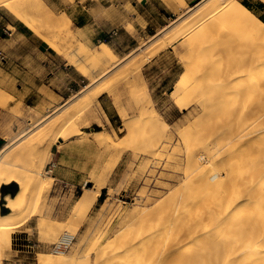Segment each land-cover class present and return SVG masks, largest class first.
Listing matches in <instances>:
<instances>
[{
  "label": "rangeland",
  "instance_id": "374dc122",
  "mask_svg": "<svg viewBox=\"0 0 264 264\" xmlns=\"http://www.w3.org/2000/svg\"><path fill=\"white\" fill-rule=\"evenodd\" d=\"M44 1L58 15L66 12L71 19L73 15L88 21L90 25L82 29L73 22L79 42L91 49L107 42L119 58L129 56L113 68L107 78L91 85L90 79L75 65H69L66 57L11 10L5 6L0 7V87H6L16 99L8 107H0V135L7 139L4 145L17 138L20 140L19 137L26 132L32 138L36 136L40 128L30 130L29 123L38 113L45 117L60 114L75 107L82 97L95 95L91 110H87L90 113L86 111L79 120L86 124L93 119L91 126L77 125L73 133L66 132L65 139L51 145L52 150L49 149L50 153L44 161V171L52 185L48 191L50 194L47 193L44 200L35 207L37 214L24 218L23 224L11 233V250L3 252L0 264H40L37 259L39 254H53L55 243L65 232L75 235L72 247L66 253H72L77 248V264H118V259L125 264L135 260L139 254H145L144 264H154L152 251L157 240L147 235L143 228L149 229L157 220L154 216H148L142 225L137 217L130 218V214L138 209H153L163 202H166L163 207L169 205L183 182H196L198 179L194 180V176L199 170H205L206 173L209 171L210 167L204 169L207 163L201 159L200 154L211 143L217 130L219 132L224 127L244 124L249 116L250 104L234 91V86H241L254 73L256 68L250 65V61L258 59L260 53L254 40L261 39L264 30H244L233 35L231 33L235 30L232 24L227 33L218 34L211 32L213 28L205 22H199L190 34L176 37L183 26L198 21L197 12L203 11V5L210 1L200 0L188 5L190 12L195 15L191 20H187L191 16L182 20H176L177 17L169 19L170 24L151 36L149 40L153 39L150 42L144 41V38L136 42L118 27L113 28V37L93 39V36L109 28L110 14L106 13L105 6L111 0H81L88 11L83 6L75 8L76 0ZM241 1L259 6L257 2ZM144 5H149L148 13L153 14L154 22L159 21L156 18L157 11L167 5L171 7L165 0H148ZM181 9L184 10V7ZM257 13V16L264 19V12L257 9ZM30 21L39 24L43 20L31 15ZM15 24L26 35L19 34L13 27ZM203 48H208L211 53L206 50L202 52ZM88 64L86 61L81 62L85 69ZM136 67L139 74L131 84H118L110 78L112 74H117L118 78L128 79ZM205 68L228 71L229 74L238 72L241 75L229 81L233 83L232 90L221 88L223 81L218 75L213 78L209 75L212 79L210 82L205 76L202 86L192 89L193 80L199 73H205ZM181 81L186 83V87ZM104 87L108 88L107 91L97 94ZM140 90L145 91L147 99L152 100L148 101L149 111L155 109L162 121L166 119L164 121L167 125L159 123L161 127L156 134L149 124L139 120L137 94ZM229 92L230 95L227 94ZM77 95L81 99H76ZM66 100L73 101L68 106L64 105ZM52 102L62 106L60 110L55 112L43 109L46 103ZM126 120L129 124L125 123ZM91 128L106 130L111 140L108 138L109 141L103 144L98 137L82 138L79 134L70 136ZM162 129L164 136L160 142H156ZM146 136H153L155 142L147 146L144 154L139 149L145 146L141 138ZM17 142L3 159L19 147ZM48 146V143L44 144L45 149ZM153 149H157L156 153ZM191 156L195 158L192 162ZM232 157L238 159L240 153ZM27 159L21 160L22 164L27 165L31 161V158ZM221 166L216 162L212 167L218 169ZM87 189L99 190L100 196L89 211L77 212L76 204ZM17 190L16 183L6 184L2 192L15 193ZM2 212L8 214L11 209L3 208ZM42 219L48 220L47 225L41 224ZM138 232L141 238L139 242L128 247L121 246L126 237L138 236Z\"/></svg>",
  "mask_w": 264,
  "mask_h": 264
},
{
  "label": "bare ground",
  "instance_id": "6f19581e",
  "mask_svg": "<svg viewBox=\"0 0 264 264\" xmlns=\"http://www.w3.org/2000/svg\"><path fill=\"white\" fill-rule=\"evenodd\" d=\"M165 1L176 11L184 7V10L178 12L176 20L191 16L190 19H187L189 21L195 16L193 12H190L191 8L188 7L186 0ZM262 1L264 2V0ZM1 6L11 10L52 48L66 57L69 65H75L90 79L91 85L107 78L113 68L118 67L129 56L128 54L119 58L113 47L107 42L101 43L95 49L79 42L70 15L66 12L58 15L50 9L44 0H0ZM203 6V11L196 14V16L199 15L198 21L183 26L181 31L178 29L180 32L176 37H185L190 34L199 22H205L208 27L213 28L211 32L218 34L227 33L232 24L234 25L233 30H235V33H231L233 35L244 30L251 32L264 30L262 19L241 0H210ZM31 15L39 17L43 21L34 24L30 21ZM254 44L260 48L258 59L250 61V65L256 69L245 83H241L239 87L234 86V91L238 92L242 99L246 98L250 104L249 116L244 124L224 127L219 132L217 130L211 143L200 154L201 159L207 163V167L204 169L209 167L211 169L209 168L207 173L205 170H199L194 176V180L198 179L196 182H183L181 191L179 190L172 198L169 205L163 207L166 203L163 202L153 209H138L130 214V218L137 217L138 220H136L140 221L142 225L148 216H154L157 220L156 223L149 226V229L143 228L147 235L155 237L157 240L156 247L152 251L154 264H264V36L261 39H255ZM204 50L209 51L208 48H203L201 51ZM82 61L89 63L87 69L81 65ZM137 69V67L134 68L133 74L128 79L118 78L117 74H112L110 78H113L114 82L118 84H131L139 74ZM209 75L211 77L218 75L223 81H221L223 84L221 88L227 91L233 89L231 86L233 83H229V81L240 76L241 73L229 74L228 71L221 72L219 69L212 71L211 68H205V73H199L195 77L191 88H200L205 76L210 82L212 79L209 78ZM219 77L216 79L218 80ZM183 81L181 82L183 83ZM185 84L183 83L184 86ZM107 89L104 87L97 94L106 92ZM7 90L6 87L5 89L0 87V107L3 108L8 107L11 101L16 100L15 95ZM227 94L230 95V92ZM79 96L77 95L75 98L77 99ZM222 96L220 95V97ZM93 97L84 96L71 110L67 111L66 109L60 114L54 113L55 115H50V117L49 115L47 117L40 116L38 113V116L29 123L30 130L40 128L36 136L32 138L26 132L19 137L20 140L14 139L0 149V256L4 254L5 250H11V233L15 228L22 225L27 216L35 215V207L44 200L47 193L50 194L48 191L52 185L44 171L46 166L44 161L47 160L46 155L50 153L51 145L57 144L60 139H65L66 132L73 133L77 125L78 127L91 126L93 119L87 120L86 124L79 120L91 110ZM137 97L140 109L139 120L149 124L156 134L161 127L159 123L167 125L164 121L166 119L162 117L164 119L162 121L155 109H152V112L149 111L148 101L152 100L147 99L145 91L140 90ZM219 99L218 101H220ZM72 101L66 100L64 105L68 104L69 106ZM61 107L52 102L46 103L43 109L57 112ZM125 123L129 124L127 120ZM164 133L162 129L156 142H160ZM78 134L82 138H101L103 144L110 138L106 130L93 128L70 136ZM18 140L19 142H17ZM141 141L145 143V146L142 145L139 150L144 154L147 151V146L155 142L153 136L143 137ZM16 142L19 147L14 152L10 151L3 159L8 150L13 149L12 145ZM45 143L49 144L46 149L44 148ZM156 151L157 149H153L154 153ZM237 152L240 153V158L232 159V156ZM229 155H232L230 159ZM25 158H31L27 165L21 162V160L25 161ZM226 158L228 159L226 160ZM194 160L195 158L191 156L190 162ZM216 162L222 164L218 169L212 167L216 165ZM15 183L18 188L15 193L2 192L4 185ZM99 196V190L87 189L79 198L76 211H89L96 204ZM3 200L6 203L2 204ZM3 208H10L11 212L4 214ZM42 217L44 218V215ZM5 219L8 221L4 222ZM47 221L42 219L41 224L47 225ZM48 228L50 229V226ZM63 236L64 240L70 242V247L75 235L65 232ZM140 240V234L135 237L128 236L121 242V246L128 247ZM37 259L40 264H77V248L68 254L66 251L39 254ZM144 260L145 254H139L135 260H130L131 262L125 264H144ZM117 262L122 264L119 259Z\"/></svg>",
  "mask_w": 264,
  "mask_h": 264
},
{
  "label": "crops",
  "instance_id": "0c3cea01",
  "mask_svg": "<svg viewBox=\"0 0 264 264\" xmlns=\"http://www.w3.org/2000/svg\"><path fill=\"white\" fill-rule=\"evenodd\" d=\"M148 0H145L144 2L147 3ZM187 5L190 6L192 3H198L200 0H186ZM251 3L257 2V6L255 4L250 5L249 8L255 12L257 15V9L261 12H264V3L261 0H249ZM144 2L142 0H111V3H107L105 6L106 13L110 14V22L108 24L109 28H107L105 31L100 33L98 36H93V39H96L97 37H113V34L111 32H114L113 28L118 27L120 28V31L129 35L132 37V40H135L136 42L140 41L141 38H144V41L150 42L149 40L151 36L157 34L162 28L168 26L169 19L174 20L178 12L181 8H179L177 11L168 5L163 8V10L157 11L156 18L159 19V21L154 22V16L153 14L148 13V7H145ZM72 7V5H70ZM78 6H83V8H87L86 5H83L81 3V0L75 1V8ZM90 6V5H87ZM247 6V5H246ZM248 7V6H247ZM90 8V7H89ZM257 8V9H256ZM88 11V8H87ZM175 17V18H174ZM262 18V17H261ZM263 19V18H262ZM72 20L75 24V26L79 28H85L86 26H89L87 20L83 17H77L72 15ZM113 20V22H112ZM161 20V22H160ZM264 20V19H263ZM15 30L21 34L26 35L25 31H23L19 25L15 24L13 25ZM129 27H131L129 29ZM123 30V31H122ZM118 31H116L117 33ZM160 35V34H159ZM101 40V39H100ZM7 139L4 136L0 135V148L6 143Z\"/></svg>",
  "mask_w": 264,
  "mask_h": 264
},
{
  "label": "built area",
  "instance_id": "2783aa9c",
  "mask_svg": "<svg viewBox=\"0 0 264 264\" xmlns=\"http://www.w3.org/2000/svg\"><path fill=\"white\" fill-rule=\"evenodd\" d=\"M64 236H62L60 238V240H58L57 243H55L54 245V251L56 252H62V251H67L69 249V245L70 242H67L66 240H64L63 238Z\"/></svg>",
  "mask_w": 264,
  "mask_h": 264
},
{
  "label": "trees",
  "instance_id": "16d2710c",
  "mask_svg": "<svg viewBox=\"0 0 264 264\" xmlns=\"http://www.w3.org/2000/svg\"><path fill=\"white\" fill-rule=\"evenodd\" d=\"M243 3L249 7V4H247L246 2H243Z\"/></svg>",
  "mask_w": 264,
  "mask_h": 264
}]
</instances>
